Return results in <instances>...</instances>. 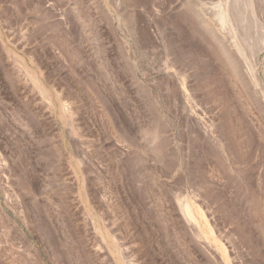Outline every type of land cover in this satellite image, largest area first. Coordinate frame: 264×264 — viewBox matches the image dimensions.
Segmentation results:
<instances>
[{
  "label": "rangeland",
  "instance_id": "rangeland-1",
  "mask_svg": "<svg viewBox=\"0 0 264 264\" xmlns=\"http://www.w3.org/2000/svg\"><path fill=\"white\" fill-rule=\"evenodd\" d=\"M257 73L264 0H0V264H264Z\"/></svg>",
  "mask_w": 264,
  "mask_h": 264
},
{
  "label": "bare ground",
  "instance_id": "bare-ground-1",
  "mask_svg": "<svg viewBox=\"0 0 264 264\" xmlns=\"http://www.w3.org/2000/svg\"><path fill=\"white\" fill-rule=\"evenodd\" d=\"M256 79H257V83L259 86H261L262 88L264 87V83H263V80L262 78L260 77V75L257 73L256 75ZM263 94V93H262ZM264 96V95H263ZM191 211V210H190ZM187 214L191 215L192 216V213L189 212L188 208H187ZM189 218V217H188Z\"/></svg>",
  "mask_w": 264,
  "mask_h": 264
}]
</instances>
